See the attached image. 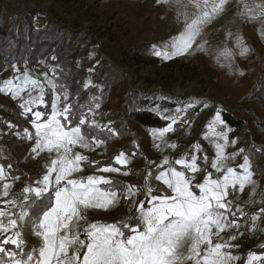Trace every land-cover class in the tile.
I'll list each match as a JSON object with an SVG mask.
<instances>
[{"label":"snow or ice","instance_id":"snow-or-ice-1","mask_svg":"<svg viewBox=\"0 0 264 264\" xmlns=\"http://www.w3.org/2000/svg\"><path fill=\"white\" fill-rule=\"evenodd\" d=\"M234 3L233 22H258V34L264 38V0H157V6L172 11L183 29L163 49L153 46V54L168 61L209 53L205 30L228 14ZM227 39H233V48L227 47ZM250 51L240 34L228 31L215 59L231 72L235 55L245 57ZM12 71L11 77L0 82V94L18 102L19 115L29 120L32 130H20L10 120L3 123L9 132L15 130L18 139L32 144V159L47 154L49 161L39 179L15 169L11 162L0 163V264H239L241 260L264 264V244L259 246L262 251L250 249L246 256L233 251L241 247L233 241L243 237L245 230L252 236L264 233V191L256 199L259 183L255 179L264 176V168L254 163L264 155V148L252 145L228 152L238 138L229 139L232 129L225 126L219 110L203 135L214 156L209 157L196 142L177 157L162 155L159 164L145 157L143 184H130L104 174L139 176L130 167L139 152L137 142L131 154L121 150L114 157L118 167L102 166L77 150L93 152L122 134L114 122L97 118L102 115L100 97L79 104V94L72 98L55 66L39 75H33L26 64L23 70L12 64ZM89 87L99 86L89 80L84 88ZM193 107H177L171 116L165 115L167 110L161 112L166 126L150 130L157 151L180 147L167 137L178 124L190 126L185 117ZM6 134L0 129V137ZM4 151L0 146V153ZM238 157L242 162L236 164ZM3 159H8L6 154L0 156ZM86 169H93V174L83 175ZM22 178L24 186L16 191L15 184ZM246 187L249 199L241 205L236 202L237 193L243 194ZM121 204L128 214L116 222L89 220L91 212H108ZM257 204L261 206L256 211L245 210V205ZM225 233L231 234L225 238ZM33 238L37 242L29 243Z\"/></svg>","mask_w":264,"mask_h":264},{"label":"rangeland","instance_id":"rangeland-1","mask_svg":"<svg viewBox=\"0 0 264 264\" xmlns=\"http://www.w3.org/2000/svg\"><path fill=\"white\" fill-rule=\"evenodd\" d=\"M239 0H237V3ZM6 7L9 13L26 12L32 9L45 10L51 16H55L57 20H62L69 30L80 33L81 39L84 40L76 46L72 58L75 63L79 62V55H86L89 57L93 53L91 60L95 61L102 56L106 61H111L116 66H120L118 56L120 53L129 47L140 46L143 43H150L151 47L156 46L157 49H163L172 36L178 35L183 29V24L178 23L173 16L172 11H166L165 6H157V0H0V9ZM236 11V3L231 6L228 14L218 18L211 23L206 32V38L209 40L211 50L209 53L198 52L196 54H187L182 56L184 60H188L197 64L203 71L197 80L186 81L185 83L174 84L169 90L172 95L187 96L190 104H195L193 109H189L185 119L191 121L190 126L182 124V127L176 128L174 133L168 135L169 142L175 141L180 147L175 151L166 150L163 153L157 151L153 147V139L150 136V131H142L139 127H129V123L125 120L123 115V107L126 106L130 99L128 92L130 88L152 89L148 88L146 81H152L157 77L156 72L147 73L144 69L142 78L137 80L138 76L129 77L122 82L114 84L111 96L108 95L100 101L101 107L98 110L102 115L97 117L102 123L108 121L114 122V116L117 117V122L114 124L116 129L118 124H122L127 131L133 135V142L139 144L138 156L133 159L130 167L134 171H138L140 176H122L118 174H104L113 176L114 179L123 181L130 184H143L145 174L146 161L154 160L159 164L162 155L170 157H177L180 153L193 143L199 142L204 151L209 157L214 156V149L209 144L208 140L203 138L206 131V125L214 118L217 110L233 111L235 108H252L256 114H260L262 110L260 106L248 103L243 100V97L251 90L255 78L258 74L259 67L264 68V38L258 33L260 24L244 23L241 24L239 20H234ZM231 31L234 34L238 33L244 38L245 44L251 49L249 54L245 57H240L238 54L234 57L233 69L229 70L227 66L221 67L217 63L215 56L218 51L225 45L227 32ZM93 39V42L90 40ZM227 47L233 48V39H227ZM152 55L155 56L152 52ZM12 62L10 65L14 64ZM47 64L44 62V65ZM236 68L242 70L245 74L243 76L236 72ZM42 67L29 69L33 75H39L44 70ZM128 67H124V71ZM133 70V68H131ZM129 69V71H132ZM137 73V72H136ZM138 74V73H137ZM13 75L12 66L9 69L0 72V82ZM60 83H66L60 80ZM67 84V83H66ZM68 85V84H67ZM69 86V85H68ZM153 88L160 89V86L154 84ZM72 89L69 86V90ZM50 98L49 94L46 99ZM17 101L11 100L9 97L0 94V129H3L8 134L0 137V143L5 146H12L16 152L22 151V146L18 142L23 143V151L21 153H29L32 147L30 142L23 139H18L13 132H9L4 125V120H10L13 124L23 128L31 129L29 120L24 119L20 115L15 119L10 118L11 111L14 109L20 111ZM207 103L208 107L205 108L204 104ZM113 110L114 113H110ZM50 111V106H49ZM162 111H160L161 114ZM175 110H167L165 115H173ZM20 112H18L19 114ZM198 113V114H197ZM239 117L250 119L251 116L246 112L239 113ZM264 116V113L262 112ZM262 119V118H261ZM264 119V118H263ZM13 120H18L15 122ZM227 127V126H226ZM229 128V127H227ZM34 131V130H33ZM135 136V137H134ZM236 137V131L232 130L229 133V139ZM262 136L259 140H263ZM127 137L120 135L119 138H114L113 141H108L105 147L97 148L93 152H88L83 149H77L83 154L89 156L90 159L101 161V165L113 164L114 157L121 151L120 148L125 145ZM239 149V144L229 146L228 152H234ZM134 151L132 148L126 153L131 154ZM49 161L47 154H41L40 157L26 161H20L22 164L21 170L26 171L25 174H30L33 179H39L36 172L30 173L32 168H40L42 172L45 171L44 165ZM242 162L238 157L236 164ZM155 168V165H152ZM93 169H86L83 175L93 174ZM202 177H198V180ZM257 179V177H255ZM258 180V179H257ZM259 188L256 199H259V192L261 189V181L258 180ZM24 186L23 178L20 182L15 184V190L19 191ZM249 189L246 187L243 194L237 193L239 199L237 203L244 205V202L249 199ZM143 198L142 196L140 197ZM257 204L254 207H259ZM253 207V208H254ZM252 206H246L245 210H249ZM128 214V209L125 205L121 204L118 208L112 209L108 212L94 211L89 214L90 221H101L106 223L116 222L117 220L125 217ZM231 233L223 234L225 238ZM251 235H244L233 243L241 245L239 249H234V253L241 256H246L250 248L259 247L264 244V233L259 237H250ZM35 238L29 243L35 244ZM260 252V251H257ZM243 264V260L239 262Z\"/></svg>","mask_w":264,"mask_h":264},{"label":"trees","instance_id":"trees-1","mask_svg":"<svg viewBox=\"0 0 264 264\" xmlns=\"http://www.w3.org/2000/svg\"><path fill=\"white\" fill-rule=\"evenodd\" d=\"M55 16H51L45 10L32 9L26 12L9 13L6 7L0 9V72L9 69L12 65L17 64L23 70L25 64L28 69L42 67L41 70L50 71L55 66L61 80L66 82L72 89L69 91L75 99L79 94V104L85 105L90 102L91 97H100V101L113 92L114 84L125 82L129 77L138 76L143 81V70L147 73L156 72L151 82L146 81L148 88L141 89L138 87L130 88L128 98L130 102L123 107V115L129 123V127L136 126L142 131H150L166 126L167 121L161 118L160 111L175 110L177 107H184L190 104L187 96L172 95L169 91L174 84L185 83L190 80H197L203 73L202 69L191 61L184 60L181 57L164 61L161 58L152 55L153 47L150 43H143L140 46H132L124 49L118 56L119 65L116 66L111 61H106L102 56L98 60L92 61L86 55H79V62L75 63L72 54L78 45L84 39H81L80 33L69 30ZM93 42V39L90 40ZM53 57H56L53 60ZM44 62L47 64L44 65ZM128 67V71L123 68ZM133 68V70L131 69ZM89 69H92L89 72ZM132 70V71H129ZM62 70V71H61ZM138 74H137V73ZM91 81L93 85L99 87L84 88L86 81ZM154 84L160 86V89L153 88ZM102 89V91H101ZM111 96V95H110ZM50 101L51 99L48 98ZM244 101L260 106L262 110L260 114H256L252 108H235L233 111L221 110V119L225 122V126L236 131L239 149H249L252 145L264 148V68L259 67L255 82L248 93L243 97ZM193 109V108H191ZM14 107L11 111V117L15 119L19 116ZM246 112L251 116L250 119L239 117V113ZM110 113L115 112L113 110ZM114 124L117 122V117ZM262 118V119H261ZM18 122V120H13ZM131 123V125H130ZM122 124H118L116 130L127 137V141L120 150L129 151L133 148V135L127 131ZM182 127V124L175 126ZM135 137V136H134ZM112 138L109 141H113ZM23 149V143L18 142ZM4 146L5 151L0 156L7 155L8 159L0 160L5 165L9 162L13 164L15 169L21 170L20 161L31 160L29 153L16 152L12 146ZM138 156V155H137ZM242 161V157H239ZM259 167L264 168V155H259L254 162ZM36 172V175L42 173L40 168H32L30 173ZM140 176V175H139ZM144 178V175L141 176ZM261 181V189L264 191V176L257 175ZM140 184V183H139ZM138 184V185H139ZM143 197V196H142ZM260 207V206H259ZM259 207L250 208L249 212L256 211ZM251 250L262 251L260 247H252Z\"/></svg>","mask_w":264,"mask_h":264},{"label":"built area","instance_id":"built-area-1","mask_svg":"<svg viewBox=\"0 0 264 264\" xmlns=\"http://www.w3.org/2000/svg\"><path fill=\"white\" fill-rule=\"evenodd\" d=\"M260 234H261V233H257L256 235H254V236L251 235L250 237H259ZM245 235H249L248 232H247L246 230H245Z\"/></svg>","mask_w":264,"mask_h":264}]
</instances>
